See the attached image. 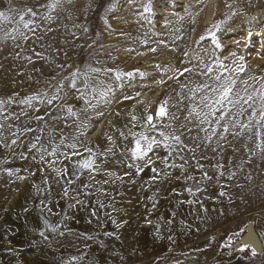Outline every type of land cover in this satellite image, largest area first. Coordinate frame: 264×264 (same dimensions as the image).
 Here are the masks:
<instances>
[{"label":"rangeland","instance_id":"rangeland-1","mask_svg":"<svg viewBox=\"0 0 264 264\" xmlns=\"http://www.w3.org/2000/svg\"><path fill=\"white\" fill-rule=\"evenodd\" d=\"M3 1V12L16 8V23L18 13L26 19L27 7L36 16L29 26L34 32L0 21V44L12 46L15 64L11 71L0 67V99L12 101L0 108V264H264V150L256 148L264 136L258 141L253 128L234 137L237 127L223 141H205V133L155 117L160 104L167 102L169 112L191 95L193 84L185 82L190 74L214 85L201 72L207 65L219 70L216 60L228 68L244 65V72L234 74V90L242 95L244 87L252 91L264 83V0H59L51 8L54 0ZM68 1L82 3V16L73 19L65 45L52 19ZM149 3L152 11L146 12ZM183 18L195 27L189 35L179 27L177 35L189 40L175 50L168 40ZM209 31L216 32L220 48ZM34 95L31 107L19 103ZM148 115L159 131L182 132L184 143L196 150L173 144L169 155L159 131L147 126ZM247 115L234 113L232 119L247 123ZM133 133L162 143L144 160H134ZM73 142L80 155L65 146ZM218 143L228 173L212 167L222 151ZM41 146H59L65 155L42 160ZM89 158L92 169L80 168ZM181 164L183 169L171 166ZM189 188L203 191L192 195ZM249 220L263 244L255 255L231 245Z\"/></svg>","mask_w":264,"mask_h":264},{"label":"snow or ice","instance_id":"snow-or-ice-1","mask_svg":"<svg viewBox=\"0 0 264 264\" xmlns=\"http://www.w3.org/2000/svg\"><path fill=\"white\" fill-rule=\"evenodd\" d=\"M10 2V0H9ZM59 0H54L53 3L49 4L48 6L54 7L56 3H58ZM10 11H14V9H10ZM146 12H151V3L145 6ZM27 12L31 16H36V12L33 11L31 8L27 9ZM19 15V22L23 24L24 29H29L31 31H35V29H30L29 26L33 23L32 20H25L23 13H18ZM0 17H3L4 20H8L9 17L6 15L3 11H0ZM223 23V22H221ZM213 27L216 29V31L220 30L221 24L217 23L213 25ZM16 31L19 32V35L27 40L28 36L25 35L24 32H20L19 29ZM212 38V43L215 45L216 48H220L221 44L219 40L217 39L216 32L215 31H209L208 33ZM9 36V33H5V38ZM15 39V37H12ZM205 37L201 36V40H203ZM152 51H155V49H152ZM233 55H235L233 53ZM243 58L241 57V60ZM214 64L218 66V69H214L212 65L206 66V71H202L201 75L204 76H210L212 80H214L216 83L214 85H210L208 83H204L202 85L196 86L194 89L191 90V95L188 97L190 101H193L194 103L190 104L188 107V115L184 117L185 121L188 123L193 124L194 127H198L200 131L205 133V136L203 139L205 141H211L213 137H217L219 141H223L226 139L224 133H228L231 129H236L237 127L240 129V131H233L232 135L234 137L242 135V133L247 130L249 132L252 131L253 128H255V136L258 141L261 140V137L264 136V83L260 84V87L253 88L252 91L248 90L249 86L244 87L243 89V95L240 91H236L235 86L237 84V79L234 74H238L245 71L243 64H238L234 68H228L222 61L216 60L214 61ZM92 72H99L100 69L93 68L91 69ZM184 71H190V69H184ZM227 73V75H225ZM127 75H131V73H128ZM77 78V74H72V82L71 87L75 88V80ZM117 79H119V76H117ZM245 85H247V81H243ZM60 89H58L59 91ZM204 90H208L212 95L209 96L208 94H204L202 96L197 97L198 93H201ZM57 97L53 95L52 99H49L47 101L48 104H51L53 100H55ZM38 99L37 96H32L26 99H23L19 101L21 104L28 105L29 107L32 106V101ZM127 99V97H126ZM11 99L8 100H2L0 99V108H2L3 105L11 103ZM247 105V107H245ZM233 109H237L235 112L236 116L243 115L245 113H248L247 115V123L242 122L239 119H232L233 116ZM250 110V112H249ZM67 112L69 115L75 116L76 113L72 110L71 107L67 108ZM219 114V115H217ZM156 119L161 118H168L172 121L178 120L179 117L175 114H169L167 110V102H164L159 105L156 113H155ZM35 119L37 120H43V116H36ZM133 119H136L133 117ZM227 120V123H221L222 121ZM253 121L255 123L253 124ZM146 124L149 126L153 131H159L157 129V126L153 123V116L148 115L146 117ZM204 125H213L212 127H203ZM216 126H219L223 129L222 132H217ZM4 125L0 124V129H3ZM166 127H171V124L166 125ZM181 128H184L185 125L181 124ZM32 129H25V131H31ZM187 131L191 133L192 129L188 128ZM3 135V132L0 131V136ZM15 135V133H13ZM132 135L137 136V134L133 133ZM159 136L163 138V144L166 148H169V155L172 154V146L175 144L176 146H180L183 149H188L192 152H194L196 149H189V146L184 143L183 141V133H177L176 131L167 133L164 131H159ZM40 137H36V140L39 141ZM193 139H199V137H193ZM12 144L16 143V140L13 139ZM61 143L63 144L64 141L62 140ZM162 143L161 140L157 139L156 136H148L144 133H140L137 138L134 141L135 146L131 149V155L134 160H144L149 152L153 151L154 146H160ZM67 148L72 149L71 152L72 156L80 155L79 152H76L75 149L77 148V144L75 142L66 144ZM201 145L197 144L196 148L198 149ZM218 148L223 149V144L218 143ZM31 148L36 149L38 152L41 151L40 148H37L36 143L31 144ZM41 159L43 160L45 156H53L57 153H60V155H65L64 153L60 152L59 146L52 147L51 151H48L47 148H43ZM256 148L264 150V144L257 143ZM217 149H213L215 152ZM85 151L91 152L90 149L85 148ZM195 159V156L192 157ZM167 159V158H165ZM180 159L184 160V164H187L188 161L181 156ZM151 163V161H149ZM51 163H55L52 161ZM94 164V161L92 159H83L80 162L79 167L82 169H92ZM172 167H181L183 169L184 165H171ZM197 167L202 169L203 165L199 164L197 162ZM214 167H222V165H215ZM153 172H156V169H152ZM140 171H143V168H137V174H139ZM224 173H221L223 175ZM204 178L211 180L212 177L208 175V173H204ZM234 175V174H233ZM232 177L229 176V179ZM155 179V177H153ZM187 179H192L191 176L187 177ZM87 187V186H85ZM190 194L195 195L196 192L203 191L201 188H196L195 191L193 189L189 188L186 189ZM68 194V190H65V195ZM221 195H224L222 192ZM189 203H192V201H189ZM55 231V228L52 229ZM247 247V245H245ZM244 249L242 248L241 251ZM256 252L253 251L252 255H255ZM72 259H76V257H73Z\"/></svg>","mask_w":264,"mask_h":264},{"label":"bare ground","instance_id":"bare-ground-1","mask_svg":"<svg viewBox=\"0 0 264 264\" xmlns=\"http://www.w3.org/2000/svg\"><path fill=\"white\" fill-rule=\"evenodd\" d=\"M79 1V0H78ZM83 1V0H82ZM80 0V2H82ZM175 1H179V0H175ZM69 2V1H68ZM80 2H69L68 5L65 8H59V12L57 13V15L52 19L55 24L58 25L59 27V33L61 38L63 39L62 42L67 45L66 43H68L67 41L70 40L69 35H71V25L73 24V19L76 21L77 19H80L82 16V3ZM84 2V1H83ZM87 2V1H85ZM5 3L3 0H0V6ZM11 4V3H10ZM9 4V5H10ZM24 4V3H23ZM84 4V3H83ZM90 4V3H89ZM30 5V4H29ZM85 5V4H84ZM3 6V5H2ZM28 6V5H27ZM26 6V7H27ZM23 8V7H22ZM29 8V7H27ZM10 9H14V11H10ZM26 9V8H24ZM1 11L3 9H0ZM16 8L12 6H10V8L6 11L5 10V14L8 15L9 19L8 20H4L3 17H0V21L3 22H11V24H13L14 26L18 23H21L18 21V23H16L17 21H15L12 17V15L14 13H16ZM23 13V12H22ZM51 15V14H49ZM17 17V16H16ZM33 16H31L28 12H27V17L25 20H32L33 21ZM39 18V17H38ZM51 18V17H50ZM189 18V17H188ZM17 19V18H16ZM36 19V17L34 18V20ZM184 19V18H183ZM181 19L179 21H177L171 28V40L169 39L168 44H172L174 48H176L175 50H179L181 48H183V46L185 44H187L188 40L187 37L186 38H180L177 34H178V29L179 27H182V29H186V31L188 32L187 35H189V32H191L193 30V28L195 27V24H190V20H186V19ZM19 20V19H18ZM40 20V18L38 19ZM35 22V21H34ZM1 23V24H2ZM42 23V22H41ZM22 24V23H21ZM33 24V23H32ZM44 24V23H43ZM46 24V23H45ZM6 31V30H5ZM189 38V37H188ZM184 42H183V41ZM9 47V48H6ZM12 46H5L0 44V63H1V68H5L8 69V71H11L12 69H14V60H13V53H12ZM181 53V52H180ZM189 75V74H187ZM187 82L189 85L190 83L193 84V88H195L198 85H202L200 83V81H197V78L194 77L192 74H190V77L187 78V80L185 81ZM207 90L202 91L201 93L197 94V97L202 96L204 94H206ZM179 94V92L177 93V95ZM194 103L193 101H190L188 98H182L180 101L175 102L173 104V107L171 110H169V114L175 113L179 119L172 121V122H180L179 124L176 123L177 127L181 129L180 125L184 124L186 127L182 128V129H188L191 128L192 131L195 132V134H203L204 132L200 131L198 127L193 128V124L188 123L186 121H184V117L188 115V107L190 104ZM235 113V112H234ZM233 113V114H234ZM228 144V142H227ZM221 151V154L219 156V158L215 159V165H222V167L224 168L225 172H227V167H225L223 165L222 160L227 159L226 157L223 156V152H225L224 147L223 149L219 148V151ZM229 151V150H228ZM214 162V161H213ZM225 163V162H224ZM213 164V163H211ZM214 167V166H212ZM222 167H215L216 169H222ZM135 205V204H134ZM133 207V206H132ZM136 210V208H135Z\"/></svg>","mask_w":264,"mask_h":264},{"label":"water","instance_id":"water-1","mask_svg":"<svg viewBox=\"0 0 264 264\" xmlns=\"http://www.w3.org/2000/svg\"><path fill=\"white\" fill-rule=\"evenodd\" d=\"M231 245H233L234 249L239 251L243 248V251L250 254H252L253 251L258 254L263 250L262 240L259 232L255 228L253 220H249L245 223L243 230L231 241ZM245 245H247V247Z\"/></svg>","mask_w":264,"mask_h":264}]
</instances>
